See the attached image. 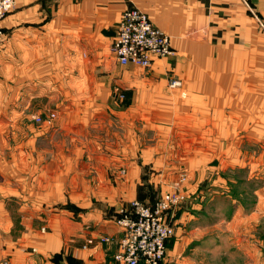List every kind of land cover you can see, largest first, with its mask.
Wrapping results in <instances>:
<instances>
[{
    "label": "crops",
    "instance_id": "obj_1",
    "mask_svg": "<svg viewBox=\"0 0 264 264\" xmlns=\"http://www.w3.org/2000/svg\"><path fill=\"white\" fill-rule=\"evenodd\" d=\"M128 8L176 54L122 65ZM3 25L0 264H126L115 211L183 172L164 263L264 264V51L235 55L264 49V0H16Z\"/></svg>",
    "mask_w": 264,
    "mask_h": 264
},
{
    "label": "built area",
    "instance_id": "obj_2",
    "mask_svg": "<svg viewBox=\"0 0 264 264\" xmlns=\"http://www.w3.org/2000/svg\"><path fill=\"white\" fill-rule=\"evenodd\" d=\"M15 5L16 0H0V41L5 35L4 19ZM112 51L122 65L134 64L143 68L152 66L156 59L176 54L170 35L139 8H128L122 13ZM179 85V80H170L171 87ZM54 117L56 114L51 113V118ZM36 120L40 121V116ZM186 179V174L182 173L174 187L163 192L153 204L136 199L118 209L119 215L115 219L123 229V236L115 254L117 261L165 264L167 244L175 234V212L187 200Z\"/></svg>",
    "mask_w": 264,
    "mask_h": 264
},
{
    "label": "rangeland",
    "instance_id": "obj_3",
    "mask_svg": "<svg viewBox=\"0 0 264 264\" xmlns=\"http://www.w3.org/2000/svg\"><path fill=\"white\" fill-rule=\"evenodd\" d=\"M2 41H0V43H1ZM262 51H264V49H253V50H239V51H236L235 52V55L236 56H241V57H244V58H246V59H248V58H250L251 57V59H252V62L253 63H255V61H253L254 60V58H256V57H262L260 54H258V53H260V52H262ZM239 52H240V54H239ZM259 87V86H258ZM37 116H40V115H37ZM37 116H34V120H36L37 119ZM40 118H41V120L40 121H42L43 120V117L42 116H40ZM55 118V117H54ZM54 118H51V114H50V120H52V119H54ZM37 121V120H36ZM40 121H38V122H40ZM182 174V173H181ZM183 174H186V176H187V173L186 172H183ZM187 180V179H186ZM178 182V181H177ZM161 195V194H160ZM159 195V196H160ZM158 200V199H157ZM141 201V200H140Z\"/></svg>",
    "mask_w": 264,
    "mask_h": 264
},
{
    "label": "trees",
    "instance_id": "obj_4",
    "mask_svg": "<svg viewBox=\"0 0 264 264\" xmlns=\"http://www.w3.org/2000/svg\"><path fill=\"white\" fill-rule=\"evenodd\" d=\"M159 195H160V193H159V194H153V193H151V194H150V197H151L152 199L155 197L154 202H156V200L160 197ZM142 202H143V201H142ZM154 202H153V203H154ZM114 215H115V217H118V215H119L118 210L115 211ZM56 258H57V257H55L54 259H55L56 262H57V259H56ZM57 263H58V262H57ZM58 264H59V263H58Z\"/></svg>",
    "mask_w": 264,
    "mask_h": 264
}]
</instances>
